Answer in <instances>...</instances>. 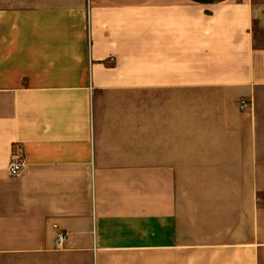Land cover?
<instances>
[{
  "label": "crops",
  "instance_id": "1",
  "mask_svg": "<svg viewBox=\"0 0 264 264\" xmlns=\"http://www.w3.org/2000/svg\"><path fill=\"white\" fill-rule=\"evenodd\" d=\"M6 1L0 264H264V0Z\"/></svg>",
  "mask_w": 264,
  "mask_h": 264
},
{
  "label": "built area",
  "instance_id": "2",
  "mask_svg": "<svg viewBox=\"0 0 264 264\" xmlns=\"http://www.w3.org/2000/svg\"><path fill=\"white\" fill-rule=\"evenodd\" d=\"M250 106L252 108V102L251 101H247V100H242L240 103V108L243 111H246L247 107ZM23 169V163L19 160H13L10 162V164L8 165V172L11 176H18L21 174ZM66 238V234L65 233H59L57 235V243L58 245H63L64 241Z\"/></svg>",
  "mask_w": 264,
  "mask_h": 264
},
{
  "label": "rangeland",
  "instance_id": "3",
  "mask_svg": "<svg viewBox=\"0 0 264 264\" xmlns=\"http://www.w3.org/2000/svg\"><path fill=\"white\" fill-rule=\"evenodd\" d=\"M6 2H7L6 0H0V6L6 4ZM22 2H23L22 0H15L16 7L21 6Z\"/></svg>",
  "mask_w": 264,
  "mask_h": 264
}]
</instances>
